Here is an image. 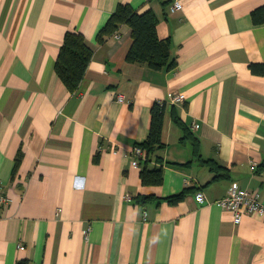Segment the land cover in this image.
<instances>
[{
  "label": "crops",
  "instance_id": "crops-1",
  "mask_svg": "<svg viewBox=\"0 0 264 264\" xmlns=\"http://www.w3.org/2000/svg\"><path fill=\"white\" fill-rule=\"evenodd\" d=\"M174 1L0 0V264H264V220L234 224L216 204L233 185L264 204V23L252 17L264 0H177L171 13ZM120 5L156 15L173 69L126 63L127 25L97 42ZM68 32L92 52L74 93L55 72ZM154 103L164 147L148 168L162 183L143 186L131 150Z\"/></svg>",
  "mask_w": 264,
  "mask_h": 264
},
{
  "label": "trees",
  "instance_id": "trees-1",
  "mask_svg": "<svg viewBox=\"0 0 264 264\" xmlns=\"http://www.w3.org/2000/svg\"><path fill=\"white\" fill-rule=\"evenodd\" d=\"M256 22L264 23V9L252 13ZM127 25L131 29L132 44L126 55L125 61L129 64L146 65L153 71L171 70L175 67V60L171 56L169 40H160L156 33L158 19L152 11L138 14L128 5H120L115 13L110 16L106 24L100 29L96 36L99 44L105 42L106 37L115 33L118 26ZM92 52L87 47L81 34L66 33L60 46L59 53L55 62V72L59 80L69 90L76 92L79 83L83 79L85 71L91 60ZM164 105L154 103L150 110V127L146 140L136 146L145 150V159L140 161V179L143 186H159L162 183V168H148L150 154L156 153L164 147L161 141L163 127ZM173 121L178 123V119ZM182 126V125H180ZM184 128V127H183ZM187 131V130H186ZM189 140L193 147L194 156L201 161L198 152V141L191 134L184 132L182 140ZM18 161V159H17ZM207 164L213 172V180L221 178L218 170L221 169L213 161H201ZM264 171V162L260 165ZM187 191L175 194L166 198L170 204L181 201ZM151 198L143 197V202ZM16 264H31L26 259H21Z\"/></svg>",
  "mask_w": 264,
  "mask_h": 264
},
{
  "label": "built area",
  "instance_id": "built-area-1",
  "mask_svg": "<svg viewBox=\"0 0 264 264\" xmlns=\"http://www.w3.org/2000/svg\"><path fill=\"white\" fill-rule=\"evenodd\" d=\"M183 10L181 2L175 0L171 7L170 12L176 13ZM185 100L183 94H174L170 97V103L172 105L182 103ZM119 103L124 102L122 96H117ZM132 155V167L140 168V161L145 159L146 152L139 146H135L131 150ZM255 169V164L251 165V170ZM195 201L199 204L205 203L206 199L202 192L195 193ZM8 200L5 198L0 199V206L6 205ZM216 204L223 210L229 211L233 214L234 224H239L244 216H256L264 220V204L260 201L259 193L256 191H250L241 189L238 186H231L225 197L218 200ZM20 250H24L23 246H20Z\"/></svg>",
  "mask_w": 264,
  "mask_h": 264
},
{
  "label": "bare ground",
  "instance_id": "bare-ground-1",
  "mask_svg": "<svg viewBox=\"0 0 264 264\" xmlns=\"http://www.w3.org/2000/svg\"><path fill=\"white\" fill-rule=\"evenodd\" d=\"M20 245V244H19Z\"/></svg>",
  "mask_w": 264,
  "mask_h": 264
}]
</instances>
